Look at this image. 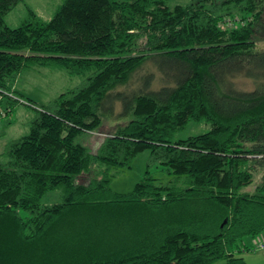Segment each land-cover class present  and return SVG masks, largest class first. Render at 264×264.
<instances>
[{
    "label": "trees",
    "instance_id": "trees-1",
    "mask_svg": "<svg viewBox=\"0 0 264 264\" xmlns=\"http://www.w3.org/2000/svg\"><path fill=\"white\" fill-rule=\"evenodd\" d=\"M23 1L0 0V116L36 111L0 165V264H245L240 242L264 234V0H63L9 28ZM32 66L91 73L43 105L14 88ZM201 122L207 133L170 141ZM105 124L94 152L76 142ZM145 150L142 180L113 192Z\"/></svg>",
    "mask_w": 264,
    "mask_h": 264
},
{
    "label": "rangeland",
    "instance_id": "rangeland-1",
    "mask_svg": "<svg viewBox=\"0 0 264 264\" xmlns=\"http://www.w3.org/2000/svg\"><path fill=\"white\" fill-rule=\"evenodd\" d=\"M189 1L171 0L167 5L172 8L175 5H187ZM62 4L63 0H24L5 16L4 21L9 28L19 27L27 18L28 8L35 12L41 20L49 21ZM233 23L231 19H227L222 24V28H231ZM255 38L258 44L264 41V36L256 35ZM90 73L91 71L79 76H70L55 67L32 66L19 74L14 88L21 99H28L45 105L66 91L80 88ZM0 95L3 96L1 93ZM115 109H118L119 112L120 105L118 104ZM35 115L36 111L32 108L16 104L8 116L6 113L0 117V165L7 162L6 151L9 145L28 133L30 122ZM110 126L109 124H105L102 133H83L76 139V142L86 147L92 153L96 150L100 141L105 138L107 131L110 130ZM209 130V125L204 122L189 123L183 130L175 133L170 141L174 143L185 140L189 137L207 133ZM149 157L150 151L148 150L139 153L134 158L129 169L121 170L111 179L109 184L110 189L119 194L131 192L134 186L142 180L149 163ZM149 172L158 185H168V182L171 180V176L166 173L165 167L158 163H152L149 167ZM261 174V172L256 174L253 185L242 191L251 193L260 182ZM60 196L59 189L53 190L42 197L41 204L49 206L59 203L61 201ZM22 215L25 216V213H22ZM262 238L264 239V234L256 238L246 237L240 242L241 245L249 249L240 255L245 264H264V250L260 251L257 249V244Z\"/></svg>",
    "mask_w": 264,
    "mask_h": 264
},
{
    "label": "built area",
    "instance_id": "built-area-1",
    "mask_svg": "<svg viewBox=\"0 0 264 264\" xmlns=\"http://www.w3.org/2000/svg\"><path fill=\"white\" fill-rule=\"evenodd\" d=\"M1 100H2V96L0 95V102H1ZM1 116H3V114H2ZM1 116H0V117H1ZM259 249H260V250H264V244L261 245V246H259Z\"/></svg>",
    "mask_w": 264,
    "mask_h": 264
},
{
    "label": "crops",
    "instance_id": "crops-1",
    "mask_svg": "<svg viewBox=\"0 0 264 264\" xmlns=\"http://www.w3.org/2000/svg\"><path fill=\"white\" fill-rule=\"evenodd\" d=\"M16 90V89H15Z\"/></svg>",
    "mask_w": 264,
    "mask_h": 264
}]
</instances>
